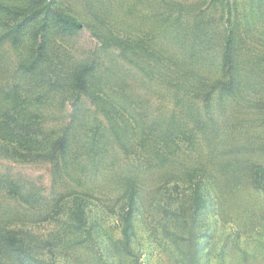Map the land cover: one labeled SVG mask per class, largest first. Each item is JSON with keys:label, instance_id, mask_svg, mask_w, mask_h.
I'll use <instances>...</instances> for the list:
<instances>
[{"label": "rangeland", "instance_id": "374dc122", "mask_svg": "<svg viewBox=\"0 0 264 264\" xmlns=\"http://www.w3.org/2000/svg\"><path fill=\"white\" fill-rule=\"evenodd\" d=\"M21 1L24 0H0V9L4 13V19L0 21V102L20 82L21 70L28 67V62L24 65L23 60L30 55L29 48L33 49L32 35L25 39L30 42L19 48L10 39V29L17 20L3 7H15ZM47 2V9L73 14L85 24L78 32L51 34L58 56L67 61L60 66L63 69L60 82L69 78L75 66L92 65L95 71L92 85L99 81L113 102L130 105L135 112L142 109L143 114H147L144 119L158 128L165 129L174 115L183 127L192 129L196 146L180 150V153L187 154L184 161L188 167L206 168L210 178L204 179L201 175V183H237L238 180L231 177L235 169L223 166L230 160L243 163L244 170L241 172L240 169L236 174L244 178L238 183H253L246 168L264 164V0ZM170 13L172 18H169ZM109 26L125 29L134 41L144 39L147 43L145 50H137L124 59L118 48L102 41V37L109 33ZM229 38L243 76L237 94L221 91V86L216 84L221 78L220 64L225 54L224 44ZM161 49L176 51L178 58L193 59L190 64L177 65L175 83L179 82L176 86L160 77L162 66L158 51ZM186 69L192 71V75L185 78L182 71ZM205 79L215 81L211 89L205 86ZM21 81H24L22 77ZM207 92L210 97L205 101ZM55 93L56 97L46 103L50 108H45L44 112L59 109L45 127L67 126L77 105L85 110L84 123L74 121L83 135L72 147L71 154L74 161L90 169L92 180L87 183L64 181L57 167L47 159L28 162L0 156V225L19 226L21 219H25L28 223L23 229L46 239L68 218L67 212L53 215L28 209L3 184H12L20 192L32 194L44 208L62 198H65L62 203L66 205L65 201H70L72 192L83 189L89 192L88 221L99 218L103 230L118 237L120 211L126 201L127 184L123 179L137 173L133 161L117 143L106 117L96 110L90 99L84 95L79 99L77 93L72 96V90ZM96 125L101 127L104 135L96 151L103 154L93 159L86 146L90 142L89 131L85 130ZM181 160L179 158L170 166L180 170L186 163ZM197 178L167 182L165 170L141 173L137 183L140 209L136 215L134 241L140 264H181L177 244L167 237L163 227L159 225L157 230L153 225L164 221L167 210L178 211L183 191L189 192L190 183ZM175 183L180 186L174 187ZM259 183H264V173ZM205 187L208 210L203 212L204 221L199 232L200 264H264V189L255 197L252 187H240L233 193L228 186L224 190L223 203L218 207L219 200L212 187ZM204 233L209 236H203ZM83 237L95 241L85 232ZM45 251L49 256L48 248ZM99 257L92 249H83L72 257L59 251L57 260L52 262L102 264Z\"/></svg>", "mask_w": 264, "mask_h": 264}, {"label": "trees", "instance_id": "16d2710c", "mask_svg": "<svg viewBox=\"0 0 264 264\" xmlns=\"http://www.w3.org/2000/svg\"><path fill=\"white\" fill-rule=\"evenodd\" d=\"M46 5H48L47 0H24L15 7L7 5L3 7L9 14H14L17 20L10 29V39L16 48L30 42L25 39L31 35L34 36V41H32L33 49L29 48L30 55L23 60L24 65L27 64L26 61L28 62V67L21 70L20 82L16 83L8 91V96L0 102V156L28 162L47 159L57 167L64 181L69 179L70 183L90 182L92 180L90 169L74 161L71 154L72 147L81 140L79 138L83 135L74 121L84 123L83 120L87 116L85 110L77 105L72 115L73 119L67 126L45 127V123L49 122L51 117H54V112L59 109L54 108L50 113L45 114V108H50L46 103L56 97L55 92L72 90V96L77 93L80 99L84 95L92 101L96 110L106 117L110 132L127 156L132 159L133 168L137 173H132L123 179V182L127 184L126 201L120 211L121 231L118 237H115L112 232L103 230L98 221L99 218L88 221V218L90 219V209L87 207L89 192L83 189L72 192L70 201H65L66 205L62 203L65 198H62L53 205H48V208H44L43 203L32 194L22 193L12 184H3L28 209L41 212L40 214L44 211L51 212L53 215L67 212L68 218L58 230L51 231L46 239L23 229L28 223L25 219H21L23 221L19 226L0 225V264H55L52 260H57L59 251H63L65 256L72 257L83 249L95 251L96 255L100 256L102 264H140L134 246L137 234L136 215L140 209L137 183L141 173H148L155 169L165 170L167 182L184 180L186 177L188 179L198 177L194 183H190L189 192L183 191L184 195L179 203L178 211L167 210L166 215L163 216L164 221L157 222L153 228L158 230L160 225L167 237L177 244L181 264H200L201 235L199 232L203 226V212L208 210L205 185L212 187L211 190L220 202V205L217 202L218 207L223 203L224 190H227L228 186L233 193L240 187L241 189L252 187L255 191L252 195L262 194L264 183L259 182L260 176L264 173V164L246 168L249 171V180L253 183H238L244 177L236 173L244 169H242L243 163L236 160L227 161L223 166L235 169L231 177L234 176L235 180H238L237 183H201V175L204 179L210 178L206 168L188 167L187 162L184 161L187 154L180 153V150H190L196 146L195 136L192 129L183 127L174 115L166 123V128L161 129L153 122L150 124L147 119H144L147 114H143L142 109L135 112L130 105L113 102L110 94L100 87L99 81L97 85H92V78L95 75L92 65L75 66L70 71L69 78L63 83L60 82L63 75V69L60 66L67 61H62L58 56L51 34L78 32L85 24L73 14L50 10ZM173 11L177 12L178 9ZM42 12L43 15H38ZM0 18V21L4 19L1 9ZM169 18H172L171 13ZM114 28L109 26L107 29L109 33L102 37V41L106 45L118 48L124 59L131 53L135 54L137 50H143L144 45L147 44L144 39L134 41L125 29ZM224 48L225 54L220 64L222 74L216 84L221 86V91L237 94L242 86L243 76L240 73V61L234 52L232 39L229 38L225 42ZM173 52L168 49L158 51L162 66L160 77L166 78L167 82L176 86L179 82L175 83L178 73L177 65L182 67L186 63L190 64L189 61L192 62L193 59L187 57H179V59L177 52ZM182 72L185 78L192 75V71L187 69ZM21 77L24 81H21ZM184 82L186 80L181 83ZM204 84L211 89L215 81L205 79ZM209 97L208 94L204 100L208 101ZM127 98L126 96L125 100ZM204 124H206L205 120ZM87 131L90 137V142L86 143L90 151L89 156L93 159L98 155L102 156L103 152L97 154L96 151L98 143L104 136L101 127L96 125L85 130ZM179 158L182 159L183 164L186 162L180 170L170 166ZM179 186L178 183L174 185V187ZM84 232L95 241L89 237H83ZM208 234L204 233L203 236ZM45 248H48L49 256Z\"/></svg>", "mask_w": 264, "mask_h": 264}]
</instances>
